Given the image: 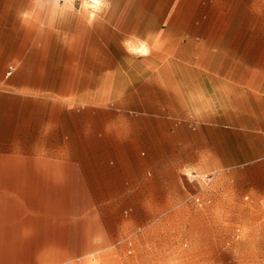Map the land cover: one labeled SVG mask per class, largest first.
<instances>
[{
	"label": "crops",
	"instance_id": "1",
	"mask_svg": "<svg viewBox=\"0 0 264 264\" xmlns=\"http://www.w3.org/2000/svg\"><path fill=\"white\" fill-rule=\"evenodd\" d=\"M145 4L0 0V72L12 64L16 79L0 92V264H58L44 243L56 235L59 190L74 179L48 158L77 157L99 106L94 95L116 74L133 78L138 97L145 88L164 93L165 117L180 128L171 130L181 144L172 166L203 189L264 199V106L245 81L250 73H140L139 47L149 44L141 30L156 29L147 23L156 7Z\"/></svg>",
	"mask_w": 264,
	"mask_h": 264
},
{
	"label": "rangeland",
	"instance_id": "2",
	"mask_svg": "<svg viewBox=\"0 0 264 264\" xmlns=\"http://www.w3.org/2000/svg\"><path fill=\"white\" fill-rule=\"evenodd\" d=\"M141 1L157 13L147 22L156 29L141 30L149 44L139 47L140 73H250L264 106V0ZM10 65L0 92L16 80ZM130 81L116 74L94 95L76 158H48L74 182L59 190L60 220L44 249L58 264H264V199L203 189L172 166L181 144L171 130L180 128L165 117V95L145 88L138 97Z\"/></svg>",
	"mask_w": 264,
	"mask_h": 264
}]
</instances>
